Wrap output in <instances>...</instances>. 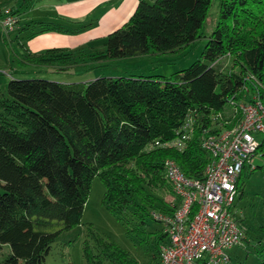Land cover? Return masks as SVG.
Wrapping results in <instances>:
<instances>
[{
  "label": "trees",
  "instance_id": "trees-1",
  "mask_svg": "<svg viewBox=\"0 0 264 264\" xmlns=\"http://www.w3.org/2000/svg\"><path fill=\"white\" fill-rule=\"evenodd\" d=\"M211 2L139 0L129 21L107 35L105 52L92 58L177 52L203 37ZM2 8L17 16L18 25L19 10ZM34 24L39 31H67L59 23ZM62 53L69 55L51 49L29 62L62 59ZM225 55L236 71L220 69ZM252 95L264 104V0H219L218 19L200 58L169 76H100L65 83L11 75L0 93V264H43L56 237L81 223L96 175L104 184L107 209L146 233L152 212L171 211L164 201L170 192L164 160L173 159L186 177L202 180L210 160L202 138L240 118L229 100L237 104ZM183 134V149L154 146L156 140L164 143ZM256 154L262 163L254 169H264V137ZM249 168L244 166L237 178L240 195L244 178L254 170ZM235 220L240 225L242 218ZM152 234V264H160L168 238L162 228ZM96 244L93 253L84 241L86 264H137L116 247L112 253Z\"/></svg>",
  "mask_w": 264,
  "mask_h": 264
},
{
  "label": "rangeland",
  "instance_id": "rangeland-1",
  "mask_svg": "<svg viewBox=\"0 0 264 264\" xmlns=\"http://www.w3.org/2000/svg\"><path fill=\"white\" fill-rule=\"evenodd\" d=\"M36 1L41 4L37 5ZM138 1L17 0L15 7L24 12L22 19V21L25 19L24 23L34 25L32 21L41 17L40 19L63 24L67 31L59 29L39 31L37 27L33 36L27 35L29 30L26 35L19 37L17 42L6 45L0 28V93L5 92L6 83L11 75L14 78L41 77L65 83H83L100 76L162 77L186 68L200 58L208 35L218 19L219 0L211 2L204 21L203 37L177 52L163 54L151 52L106 61L93 59L92 57L97 54L105 52L107 35L129 21ZM48 4L53 5L51 7L53 11L49 14L43 13L48 11ZM34 5L37 6V10H34ZM42 6L46 9H42ZM51 49L66 50L69 55L62 53L64 56L62 59L58 56L41 63L29 62L34 54ZM58 58L61 60L57 61ZM218 64L222 71L237 70L236 66L232 67L228 55L220 58ZM253 135L259 141L264 137V133L261 132ZM252 163L254 168L262 163L259 154L254 156ZM104 190V184L99 176H94L84 204L81 223L63 230L56 237L43 264H86L83 254V243L86 239L93 253L96 252V243H103L112 253L115 247L122 250L127 258L137 264H152L151 254L155 244L152 232L155 229H163L161 223L148 219L143 228L146 233L137 231L136 225L132 222L129 225L123 223L103 203ZM167 195L169 193L164 195L165 203H168ZM231 211L235 217L242 218L240 226L245 237L237 245L226 249L230 258L228 264L264 262V169L256 168L244 178L243 194L237 192ZM160 244L162 246L165 242ZM6 250L7 247L1 249L2 252Z\"/></svg>",
  "mask_w": 264,
  "mask_h": 264
},
{
  "label": "built area",
  "instance_id": "built-area-1",
  "mask_svg": "<svg viewBox=\"0 0 264 264\" xmlns=\"http://www.w3.org/2000/svg\"><path fill=\"white\" fill-rule=\"evenodd\" d=\"M17 26V16L9 8H2V31L9 34ZM229 105L240 112V118L219 133L202 138L201 146L210 154L202 180L186 177L173 159L164 160L171 211L152 212V218L161 223L168 238L161 247L160 264H195L198 260L204 264H228L226 249L243 238L231 209L242 168H254L259 140L253 133H264V104L252 95L237 104L231 99ZM184 137L183 134L164 143L156 140L154 146L183 149Z\"/></svg>",
  "mask_w": 264,
  "mask_h": 264
},
{
  "label": "crops",
  "instance_id": "crops-1",
  "mask_svg": "<svg viewBox=\"0 0 264 264\" xmlns=\"http://www.w3.org/2000/svg\"><path fill=\"white\" fill-rule=\"evenodd\" d=\"M21 1H24V0H21ZM17 3V0H0V4H3V5H7V6H11L12 8H16L15 7V4ZM35 3H37V5H40L41 3H39L38 1H36ZM51 5V4H50ZM53 6V5H52ZM52 6H49V4H48V11H45V12H43V13H46V14H49L51 11H53V8H51ZM34 7V10H37V6L36 5H34L33 6ZM46 9L45 7H43L42 6V9ZM21 10V9H20ZM19 10V13H20V21H19V23H18V26H17V28L13 31V32H11V33H9V34H6V33H4L3 31V41H4V43L6 44V45H10V44H12V42H17L18 41V38L19 37H23V35H26L27 33H28V31H29V33L27 34V35H34L36 32H34L35 31V29L37 28V30H40L39 29V26L38 25H36V24H34V25H29V24H27V23H24L25 22V19H24V21H22V19L24 18L23 17V13L24 12H21ZM25 15V14H24ZM41 17H38V18H36V20H34V21H32L33 23L34 22H36V21H46V22H53V21H49V20H45V19H40ZM27 50V49H26ZM11 51V54H12V49L10 50ZM29 53H31V54H33L32 52H30V51H28ZM12 58H13V56H11ZM13 77V76H12ZM229 262V261H228Z\"/></svg>",
  "mask_w": 264,
  "mask_h": 264
}]
</instances>
